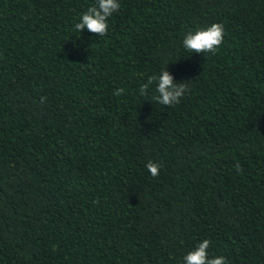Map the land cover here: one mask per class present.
<instances>
[{"label": "trees", "instance_id": "obj_1", "mask_svg": "<svg viewBox=\"0 0 264 264\" xmlns=\"http://www.w3.org/2000/svg\"><path fill=\"white\" fill-rule=\"evenodd\" d=\"M0 264H264V0H0Z\"/></svg>", "mask_w": 264, "mask_h": 264}]
</instances>
